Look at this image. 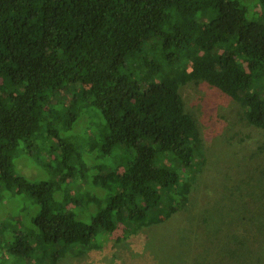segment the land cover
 Returning a JSON list of instances; mask_svg holds the SVG:
<instances>
[{
  "label": "trees",
  "instance_id": "16d2710c",
  "mask_svg": "<svg viewBox=\"0 0 264 264\" xmlns=\"http://www.w3.org/2000/svg\"><path fill=\"white\" fill-rule=\"evenodd\" d=\"M246 14L239 0H0V189L39 205L35 235L13 252L56 264L69 250L100 246L102 234L129 236L176 213L203 162L178 95L190 80L230 94L246 122L264 129V23ZM77 82L86 88L59 106L54 98ZM82 103L103 121L91 143L63 135ZM39 138L51 142L37 149L54 167L33 181L13 161L20 144ZM78 181L103 194L78 188L74 197ZM246 243L233 239L229 255ZM263 249L249 252L261 264Z\"/></svg>",
  "mask_w": 264,
  "mask_h": 264
},
{
  "label": "rangeland",
  "instance_id": "374dc122",
  "mask_svg": "<svg viewBox=\"0 0 264 264\" xmlns=\"http://www.w3.org/2000/svg\"><path fill=\"white\" fill-rule=\"evenodd\" d=\"M239 1L246 6L248 20L264 23V8L257 0ZM82 88L86 85L72 84L54 100L67 107ZM178 95L202 139L203 162L195 171L187 201L161 223L129 236H124L121 228L102 234L100 246L81 253L69 250L56 264H261L249 252L264 248V129L247 123L242 105L202 78L188 81ZM79 107L78 120L63 135L94 142L103 125L101 116L84 103ZM50 143L39 138L31 148L20 144L13 161L16 172L33 181L51 177L54 161H48V152L37 149H47ZM90 146L86 158L95 163L97 151ZM110 161L105 158L100 164ZM78 188L81 196L103 194V190L78 181L77 198ZM38 211L39 205L28 193L0 189V264H40L10 249L21 237L33 238L36 227L32 218ZM83 211L82 218L87 220ZM219 229L223 234L215 237ZM241 234L247 243L236 251L242 254L230 256L233 239Z\"/></svg>",
  "mask_w": 264,
  "mask_h": 264
}]
</instances>
